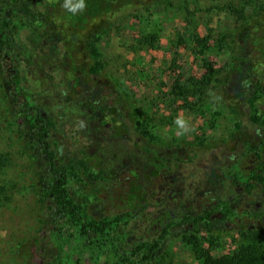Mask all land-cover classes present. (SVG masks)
<instances>
[{"label":"trees","instance_id":"16d2710c","mask_svg":"<svg viewBox=\"0 0 264 264\" xmlns=\"http://www.w3.org/2000/svg\"><path fill=\"white\" fill-rule=\"evenodd\" d=\"M64 2L0 0V123L41 180L32 223L7 244L4 264H62L68 249L89 264L96 248L109 264H165L176 238L195 247L216 231L246 239L229 255L202 253L200 264H264V0L230 8L226 59L187 80L200 92L212 84L227 132L178 141L151 132L99 49L144 1L85 0L75 14ZM117 140L136 159L106 167L116 151L100 149ZM8 162L0 152V170Z\"/></svg>","mask_w":264,"mask_h":264},{"label":"rangeland","instance_id":"374dc122","mask_svg":"<svg viewBox=\"0 0 264 264\" xmlns=\"http://www.w3.org/2000/svg\"><path fill=\"white\" fill-rule=\"evenodd\" d=\"M143 1L145 6H137L135 17L122 18L118 27L109 31L99 44L108 68L127 88L135 108L146 115L148 128L159 139L220 138L227 132L229 116L216 100L215 89L209 84L200 92L187 80H198L207 75L204 68L218 69L226 59L227 34L233 31L236 19L230 8L238 0ZM34 24L39 30L45 29L38 22ZM246 36L248 42L258 43L252 33ZM178 115L187 119L192 129L183 136L174 124ZM21 125L29 131L30 119L24 118ZM18 143L10 127L0 123V152L9 155V162L0 170V184L6 188L4 197L0 196V264L6 262V248L11 239L22 238V230L31 225L32 208L36 206L33 192L41 185L40 177L34 180L36 165L29 163L33 161H28ZM112 149L116 155L105 161L106 167L126 158L136 159L134 151L118 140L105 143L100 152L109 157ZM140 159L141 156L138 165ZM245 239L214 233L199 237L194 247L178 237L169 246L165 264H200L199 256L204 252L213 257L229 255ZM67 251L62 264H83L71 255L70 249ZM102 253L99 248L89 250L87 262L109 264L105 256L99 258ZM31 264L37 263L32 260Z\"/></svg>","mask_w":264,"mask_h":264},{"label":"clouds","instance_id":"9594fccd","mask_svg":"<svg viewBox=\"0 0 264 264\" xmlns=\"http://www.w3.org/2000/svg\"><path fill=\"white\" fill-rule=\"evenodd\" d=\"M68 11L72 13L82 12L86 8L85 0H65L63 5ZM174 124L177 127L178 134L183 136L191 131L190 123L182 116H177L174 120Z\"/></svg>","mask_w":264,"mask_h":264},{"label":"flooded vegetation","instance_id":"af4514ba","mask_svg":"<svg viewBox=\"0 0 264 264\" xmlns=\"http://www.w3.org/2000/svg\"><path fill=\"white\" fill-rule=\"evenodd\" d=\"M228 114V113H227ZM229 116V115H228ZM229 118V117H228ZM218 233V231H216V234ZM222 234H224V233H222Z\"/></svg>","mask_w":264,"mask_h":264}]
</instances>
